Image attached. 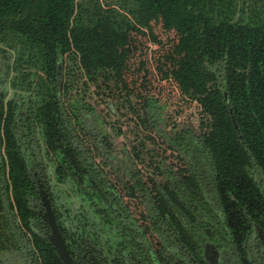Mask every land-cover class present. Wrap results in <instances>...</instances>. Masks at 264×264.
<instances>
[{
  "label": "trees",
  "instance_id": "16d2710c",
  "mask_svg": "<svg viewBox=\"0 0 264 264\" xmlns=\"http://www.w3.org/2000/svg\"><path fill=\"white\" fill-rule=\"evenodd\" d=\"M1 57L0 254L63 264L33 205L45 157L81 199L68 224L56 208L77 264H186L169 229L209 195L241 263L264 264V0H0ZM85 93L115 108L134 168L85 120Z\"/></svg>",
  "mask_w": 264,
  "mask_h": 264
},
{
  "label": "flooded vegetation",
  "instance_id": "af4514ba",
  "mask_svg": "<svg viewBox=\"0 0 264 264\" xmlns=\"http://www.w3.org/2000/svg\"><path fill=\"white\" fill-rule=\"evenodd\" d=\"M208 199L211 202L209 211L190 205L196 222H193L182 212L177 211L178 227L176 232L174 229H169L171 239L170 243L167 244L168 252L172 256H176L177 262L181 261L186 264H242L230 239L224 213L218 203L213 201L212 196L209 195ZM181 200L183 201V199ZM204 223L206 225H203ZM183 227L188 232V241H191V246L183 243ZM257 231L258 228L256 230V240L264 250V240L259 237ZM184 242L186 243L185 240ZM156 258L151 261L148 255L144 253L138 262L142 264H161L160 260ZM99 260L103 262L101 259Z\"/></svg>",
  "mask_w": 264,
  "mask_h": 264
},
{
  "label": "rangeland",
  "instance_id": "374dc122",
  "mask_svg": "<svg viewBox=\"0 0 264 264\" xmlns=\"http://www.w3.org/2000/svg\"><path fill=\"white\" fill-rule=\"evenodd\" d=\"M253 5V4H252ZM254 9V6H253ZM4 62H6L2 57L0 58V81L2 82L0 84V92L2 91H8V98L12 96L11 90H10V80L14 76L13 72L8 73V70L6 66L4 65ZM80 84L77 86V90H80ZM79 94L82 95V93L79 92ZM86 94V93H85ZM84 94V95H85ZM88 95V96H87ZM28 97V94H25V97ZM86 97L84 98L83 102L85 101L86 103L92 104L93 112H87L85 115V120L89 122L90 125H93V129L96 128V126L99 128V131L101 132L102 129L105 130V132L111 135V140L114 143V151L120 154V156H125L127 154H122L124 150L126 149L124 147H121L122 143L125 140H122L123 138L117 137L114 133L115 131H111L110 128V119H114L115 117H111L109 115V112H115V108L110 104L107 105L105 104L106 99H104L103 104L102 99L100 97L99 100H97V96L93 97L92 93L86 94ZM92 96V97H91ZM101 100V102H99ZM189 115H192L189 113ZM157 119L159 116H157ZM156 119V120H157ZM159 122V121H157ZM123 123V120L121 121ZM132 124V123H131ZM135 124V122H134ZM134 128V127H133ZM145 131V130H144ZM98 134V133H97ZM132 136V134H131ZM127 142V141H125ZM126 157V156H125ZM127 158V157H126ZM133 157L132 155L129 154L127 160L125 162H119L118 163V168L121 169L122 171L126 170L127 168L133 167L134 168V163H133ZM44 165H43V170L42 169H37L35 171V178L37 179V185L39 188V193L42 190L46 191L47 194L49 195V198L52 199L55 211L56 208H58L62 213H64L65 221L68 224L69 223V214L66 212V209H72V212L74 213L73 215H79L80 212L83 211V208L81 207V199L78 197V194L75 193L73 190V187L71 184H60L56 181L55 176H54V165L51 164V162L48 161V158L43 157ZM137 166V164H136ZM119 171V170H118ZM147 174L149 173V170L146 171ZM122 174V173H120ZM33 205L44 214L45 210L42 204V199L40 197V200H36L33 202ZM81 214V213H80ZM259 230H262L261 228H258V235ZM263 231V230H262ZM264 232V231H263ZM264 240V239H263ZM25 259L19 257L18 255H15L13 253H4L0 254V264H28ZM261 262V261H260Z\"/></svg>",
  "mask_w": 264,
  "mask_h": 264
},
{
  "label": "water",
  "instance_id": "95a60500",
  "mask_svg": "<svg viewBox=\"0 0 264 264\" xmlns=\"http://www.w3.org/2000/svg\"><path fill=\"white\" fill-rule=\"evenodd\" d=\"M226 99L228 100L227 97ZM234 124H235L236 130L239 132V127L235 120H234ZM240 138H242L241 135H240ZM40 197L42 199V204L45 210V213L43 214V219L50 228V235H49L50 244L54 247L55 251L57 252L63 264H77L70 250L68 249V246L64 239L63 233L58 223V219H57V215H56V211H55L52 199L49 198V195L47 194V192L42 189L40 191ZM259 234H260V237L264 239V232L262 230H259ZM92 264H104V263L101 262L96 256L93 255Z\"/></svg>",
  "mask_w": 264,
  "mask_h": 264
}]
</instances>
